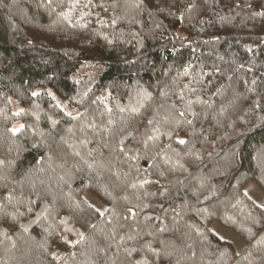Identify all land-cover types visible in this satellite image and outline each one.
Segmentation results:
<instances>
[{
	"label": "trees",
	"instance_id": "obj_1",
	"mask_svg": "<svg viewBox=\"0 0 264 264\" xmlns=\"http://www.w3.org/2000/svg\"><path fill=\"white\" fill-rule=\"evenodd\" d=\"M250 182L264 0H0V264H264Z\"/></svg>",
	"mask_w": 264,
	"mask_h": 264
},
{
	"label": "rangeland",
	"instance_id": "obj_2",
	"mask_svg": "<svg viewBox=\"0 0 264 264\" xmlns=\"http://www.w3.org/2000/svg\"><path fill=\"white\" fill-rule=\"evenodd\" d=\"M17 108V106H15ZM15 128H19L20 124L17 123L14 125ZM246 192L254 198L258 203L264 206V190L256 183V182H250L246 186ZM87 198L89 201L94 204L99 210L104 211L107 207L106 203L102 201L97 196L93 195L89 191L86 193ZM211 227L213 230L220 235L222 238L228 239L232 241L237 249H242L244 246V241L231 229L225 228L222 225H220L217 222H213L211 224Z\"/></svg>",
	"mask_w": 264,
	"mask_h": 264
},
{
	"label": "snow or ice",
	"instance_id": "obj_3",
	"mask_svg": "<svg viewBox=\"0 0 264 264\" xmlns=\"http://www.w3.org/2000/svg\"><path fill=\"white\" fill-rule=\"evenodd\" d=\"M180 143H184V141H180Z\"/></svg>",
	"mask_w": 264,
	"mask_h": 264
}]
</instances>
